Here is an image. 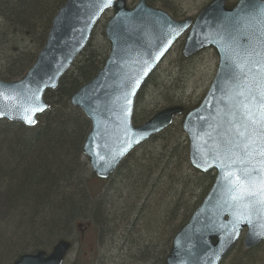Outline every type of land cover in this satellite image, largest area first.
Instances as JSON below:
<instances>
[{
	"label": "water",
	"instance_id": "water-1",
	"mask_svg": "<svg viewBox=\"0 0 264 264\" xmlns=\"http://www.w3.org/2000/svg\"><path fill=\"white\" fill-rule=\"evenodd\" d=\"M105 5L106 0L65 1L26 74L15 81L0 79V119L35 126L38 116L50 107L45 92L58 87L103 14L113 9L105 25L109 55L97 74L70 97L71 104L91 122L83 153L92 171L107 178L134 148L183 114L184 107L175 105L160 110L140 126L132 122L142 85L187 33L182 50L185 57L209 47L219 55L206 94L182 121L192 166L202 172L215 170L216 177L200 205L175 234L165 264H221L242 236L246 248L259 245L264 241V210L257 205L249 215L232 205L227 184L221 179L219 157L234 138L232 113L239 100L236 93L244 87L232 61L238 53L242 59L245 49L264 51V0H238L231 7L227 0H211L195 19L182 20L152 7L147 0H139L132 8L127 0H111ZM29 115L35 123L27 122ZM242 213L247 218L241 219ZM70 247L71 242L61 239L49 254L44 250L23 253L13 264H63Z\"/></svg>",
	"mask_w": 264,
	"mask_h": 264
},
{
	"label": "trees",
	"instance_id": "trees-1",
	"mask_svg": "<svg viewBox=\"0 0 264 264\" xmlns=\"http://www.w3.org/2000/svg\"><path fill=\"white\" fill-rule=\"evenodd\" d=\"M65 1L0 0V79L13 81L27 72ZM148 2L168 8L165 0ZM109 51L107 40L105 47L89 41L59 86L46 91L50 108L36 126L0 120V264H12L21 253L50 250L60 238L75 241L77 227L91 232L97 243L127 239L139 247L134 258L160 264L174 234L211 188L215 173L191 165L181 120L133 150L107 179L96 177L87 159L80 162L91 123L70 97L95 76ZM149 78L136 98L135 125L159 108L181 104L187 111L197 104L185 103L184 90L170 81L159 92L162 101L139 110ZM99 259L91 257L90 264H100ZM222 264H264V242L252 249L239 242Z\"/></svg>",
	"mask_w": 264,
	"mask_h": 264
},
{
	"label": "rangeland",
	"instance_id": "rangeland-1",
	"mask_svg": "<svg viewBox=\"0 0 264 264\" xmlns=\"http://www.w3.org/2000/svg\"><path fill=\"white\" fill-rule=\"evenodd\" d=\"M165 1H168V8H164V10L168 11L171 15L175 14L178 19H182L187 16H195L204 4L210 0ZM228 1L234 3L237 0ZM156 7L163 8L158 2L156 3ZM110 16L111 14L104 16L98 26H96L90 39L91 44L98 47L106 46L104 25ZM180 16L182 17L180 18ZM182 48L183 40L170 51L156 71L150 76L149 82H147L149 84L145 86L143 92V97L146 100L144 102L141 101L140 106H138L139 110L142 109L141 106H144L145 110L150 109L152 103L162 101L164 96H161L159 92L162 93L165 85L169 86L170 81L177 83L180 85V89L184 90L183 99L186 101L185 103L196 104L201 100L216 73L219 56L215 49L208 48L192 57H185ZM33 49L37 51L38 45H35ZM163 108H159L157 111ZM85 159L84 156H81L80 162ZM85 231L82 232L77 227L72 232L75 241H73V248L68 254V262L78 261L79 264H90V258L98 256L99 260H101L100 264H154L150 260L140 261V259L134 258V254L138 251L139 247L130 246V244H127V239H125L126 241L122 240L119 242L118 237H108L97 243L92 241L93 234L91 232L86 233ZM139 231L142 234L144 233L142 230ZM67 238L71 239L70 236Z\"/></svg>",
	"mask_w": 264,
	"mask_h": 264
},
{
	"label": "snow or ice",
	"instance_id": "snow-or-ice-1",
	"mask_svg": "<svg viewBox=\"0 0 264 264\" xmlns=\"http://www.w3.org/2000/svg\"><path fill=\"white\" fill-rule=\"evenodd\" d=\"M110 3L106 0L105 6ZM237 59H241L239 53ZM237 59H233V66L240 72L244 87L236 93L239 100L232 113L234 138L219 158L221 179L227 184L232 205L250 215L257 205L264 210V51L245 49L241 62ZM26 120L35 123L31 115ZM240 218L247 216L242 213Z\"/></svg>",
	"mask_w": 264,
	"mask_h": 264
}]
</instances>
